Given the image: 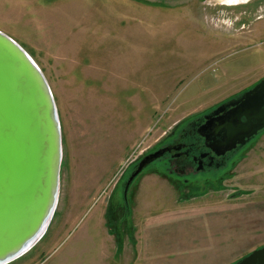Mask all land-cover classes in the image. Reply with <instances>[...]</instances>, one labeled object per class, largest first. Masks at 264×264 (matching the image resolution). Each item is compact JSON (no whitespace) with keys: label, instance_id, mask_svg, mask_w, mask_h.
Masks as SVG:
<instances>
[{"label":"rangeland","instance_id":"374dc122","mask_svg":"<svg viewBox=\"0 0 264 264\" xmlns=\"http://www.w3.org/2000/svg\"><path fill=\"white\" fill-rule=\"evenodd\" d=\"M226 1L0 0L63 135L54 219L11 264H236L264 247V131L219 188L192 193L155 164L126 189L142 156L264 78V0Z\"/></svg>","mask_w":264,"mask_h":264},{"label":"water","instance_id":"95a60500","mask_svg":"<svg viewBox=\"0 0 264 264\" xmlns=\"http://www.w3.org/2000/svg\"><path fill=\"white\" fill-rule=\"evenodd\" d=\"M203 118L197 134L216 156L243 148L264 131V78ZM171 151L142 158L126 189ZM62 163L63 135L49 82L24 48L0 31V264L28 254L49 229ZM236 264H264V247Z\"/></svg>","mask_w":264,"mask_h":264},{"label":"flooded vegetation","instance_id":"af4514ba","mask_svg":"<svg viewBox=\"0 0 264 264\" xmlns=\"http://www.w3.org/2000/svg\"><path fill=\"white\" fill-rule=\"evenodd\" d=\"M213 111L214 110L207 115L211 114ZM204 116L188 122L184 127L179 129V131L174 133L173 138L168 139L164 143L161 142V145H158L156 149L142 156V158H144L160 149L170 147L172 151L166 153L161 159L154 162L152 165L156 164V166L153 169L171 178L176 184L181 183L182 185L187 186L192 193H198L199 190H203L208 186L211 187V185L212 187L217 186L216 188H219L220 182L223 179L226 180L228 177V171L230 170L226 172L221 171L227 169L229 166L232 167L231 165L234 163L232 162V157L236 153L242 151V148H238L224 156L218 157L207 148L204 139L197 134L199 126L205 123ZM141 159L139 161H141ZM139 161L135 165L129 167L127 172V174L129 173V176L127 177L126 187L128 180L137 168ZM149 167L147 169H149ZM147 169L145 171H147ZM130 186L128 188L129 190ZM129 190L124 191V198H127ZM116 211L117 209L112 211L114 226H124L125 222L124 224H121L117 221L118 224H115V221L117 220L116 216H120V211ZM127 226L130 227L129 225Z\"/></svg>","mask_w":264,"mask_h":264},{"label":"trees","instance_id":"16d2710c","mask_svg":"<svg viewBox=\"0 0 264 264\" xmlns=\"http://www.w3.org/2000/svg\"><path fill=\"white\" fill-rule=\"evenodd\" d=\"M146 172V171H145ZM144 172V173H145ZM128 197V196H127ZM125 201H126V203H125V205H123V208H125L126 209V211L128 210L129 212H128V214H126L125 215V219H124V221L125 222H128L127 220H128V216H130V214H131V208L129 207V204H128V199L126 198L125 199ZM122 208V207H121ZM121 210H124V209H121ZM111 217H113L112 216V213H110V214H108V218L109 219H111ZM127 230H128V228H126ZM128 232V231H127ZM131 237H133V235L131 234ZM134 241V240H133Z\"/></svg>","mask_w":264,"mask_h":264},{"label":"bare ground","instance_id":"6f19581e","mask_svg":"<svg viewBox=\"0 0 264 264\" xmlns=\"http://www.w3.org/2000/svg\"><path fill=\"white\" fill-rule=\"evenodd\" d=\"M233 1H239V0H233ZM233 1H232V2H233ZM241 1H242V0H241ZM226 2H230V1L227 0ZM235 3H236V2H235ZM53 219H54V217H53ZM52 221H53V220H52ZM51 223H52V222H51ZM50 225H51V224H50ZM49 227H50V226H49ZM48 230H49V229H48ZM48 230H47V231H48ZM46 233H47V232H46ZM46 233H45V235H46ZM45 235H44V236H45ZM44 236H43V237H44ZM42 239H43V238H42ZM42 239H41V240H42ZM41 240H40V241H41ZM40 241H39V242H40Z\"/></svg>","mask_w":264,"mask_h":264},{"label":"crops","instance_id":"0c3cea01","mask_svg":"<svg viewBox=\"0 0 264 264\" xmlns=\"http://www.w3.org/2000/svg\"><path fill=\"white\" fill-rule=\"evenodd\" d=\"M142 244H143V240H142ZM146 252H149V251L146 250ZM146 252H145V253H146ZM144 255H145V254H144ZM158 255H159V257L163 258V254H160V253H159ZM181 256H183V255H181ZM191 258H192V257H191Z\"/></svg>","mask_w":264,"mask_h":264}]
</instances>
